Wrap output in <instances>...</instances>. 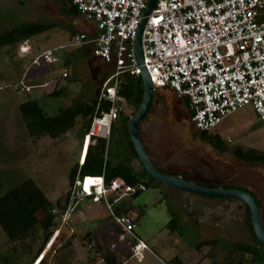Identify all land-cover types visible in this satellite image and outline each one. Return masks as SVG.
<instances>
[{"label":"rangeland","instance_id":"obj_1","mask_svg":"<svg viewBox=\"0 0 264 264\" xmlns=\"http://www.w3.org/2000/svg\"><path fill=\"white\" fill-rule=\"evenodd\" d=\"M3 16L12 26L32 22L30 9L25 2L24 6L16 1L11 8H1L0 20ZM61 31L60 25L50 30V41H57V37L62 35ZM57 62L55 64L58 65H54L53 69L56 74H61L60 65H63V61ZM24 64L26 60L15 53L14 46L0 49V196L31 179L55 205L58 199L66 200L70 190L68 174L74 165H78L83 118L79 117L78 125L61 139L44 137L35 142L31 141L18 110L19 103L32 99L33 96L32 93L21 92L16 82L17 74H21L25 69ZM80 67L81 64L78 68ZM79 74L82 78L85 77L84 80H62L61 85L52 86L49 90L60 91L58 88L66 84V87L69 86L78 96H41L39 102L47 114H55L59 108L69 106L70 101L87 102L90 97L96 95L101 82L96 83L91 76H86L85 69ZM163 88L167 90L158 85L156 91ZM81 92L87 95L83 97ZM162 97L161 100L155 99L147 120L143 122L148 126H142L141 136L148 155L163 170L187 171L191 179L206 184L235 185L253 193L260 203V220L264 229V164L242 162L234 156L238 149L253 148L264 151V123L258 120L251 108L245 107L235 111L216 129L210 131L219 132L223 140V149L216 148L209 142H200L190 127L182 126L184 120H187L186 113L175 98L167 92ZM162 132L167 135L166 138H163ZM123 138L122 123L117 120L112 143L107 144V153L111 147L110 153L118 155ZM162 145H165L164 148H159ZM121 162H125V159ZM173 189L175 188L165 184L153 183L135 197L112 193L109 199L113 203L114 211L119 207L126 215L134 216V232L157 247L159 254L163 256V262H167L166 249L169 248L183 258L185 264H264V250L261 259H254L252 255L236 246L238 243H254L249 223L243 214L244 210L242 211V206L237 207L241 202L233 199L231 201L237 203V206L230 207L216 203L202 204L197 212L188 215L187 209L192 208L194 211L193 203L183 195L173 197ZM77 202L79 207L81 206L78 207L79 211L75 206L76 211L68 212L69 216L66 217L69 218L65 219L67 226L63 228L57 240L62 226L59 227L61 215L56 214L60 217L56 226L58 229L52 231V235H55L54 241L38 259L36 257L43 239L40 231L35 237L15 244L4 240L0 233V264H92V261L101 263V258L91 250L94 247L91 243L93 240L89 242L87 238H82L89 232L92 233L91 236L106 233L115 226L111 223L107 210L101 209L100 204H92L81 198H78ZM57 210L63 211L64 208H56L55 211ZM173 217L177 219L181 229L179 232H171L167 226ZM71 239H74L73 242L66 246ZM212 240L218 241L212 248L202 246L196 251L193 249L200 242Z\"/></svg>","mask_w":264,"mask_h":264},{"label":"built area","instance_id":"obj_2","mask_svg":"<svg viewBox=\"0 0 264 264\" xmlns=\"http://www.w3.org/2000/svg\"><path fill=\"white\" fill-rule=\"evenodd\" d=\"M71 2L79 14L94 22L97 30L95 39L79 34L73 37L71 45L93 43L94 55L113 64L109 76L116 74L113 81L102 87L93 103L92 97L84 102L86 112L82 116L81 136L88 138V144L85 150L84 144H80L78 169L83 166L89 148L96 146L92 144L94 140L104 141L107 150L112 124L119 117L120 104L124 103L117 92L120 76L140 77L134 40L143 19L146 22L140 43L142 66L154 91L158 85H165L176 97L187 101L195 129L214 130L227 116L245 107L251 108L264 123V0H156L148 16H144L148 0ZM54 61L52 51H45L32 64L41 66ZM122 68L130 70L122 74L119 72ZM67 75L64 69L62 77ZM25 89L22 86L21 91ZM104 105L108 110H103ZM74 183L75 180L69 188ZM147 188L143 183L129 186L120 178L106 184L104 172L98 176H79L70 208L78 198L102 204L113 223L138 242L135 248L146 249L133 234L132 218L117 215L109 195L132 196ZM67 193L64 210H54L61 215L59 227L70 210L67 211L71 192Z\"/></svg>","mask_w":264,"mask_h":264},{"label":"crops","instance_id":"obj_3","mask_svg":"<svg viewBox=\"0 0 264 264\" xmlns=\"http://www.w3.org/2000/svg\"><path fill=\"white\" fill-rule=\"evenodd\" d=\"M16 1L21 6H24V2L27 3L28 8L30 9V17L32 19V22L30 23L54 24V27L50 30H54L58 28L59 25L62 27V31H61L62 35L60 36V38L57 37V41L55 42L50 41V38H52V35L48 34V32L50 31L48 30L42 34L31 37L30 39L22 42L18 46L16 45L14 46L15 53L18 54L20 57H22V59L26 60V64H24L25 69L22 70L21 74H17L16 76L17 77L16 82L19 85V89L21 90L22 86L26 88L25 90L21 92H24L26 94L32 93L33 95L32 100H38V101L41 100V96L54 97L52 93H54L55 91L49 92L52 86L53 87L58 86L62 80L66 81L70 79L71 81H75V82L76 81L78 82L81 79L84 80L85 77L82 78L79 74V72L84 69H85L86 76L88 75L91 76V78H93V81H95L96 83H100V82L102 83V81L104 80L103 77H105L109 72L112 71L113 64H110V63L107 64L103 62L100 58L94 55L93 43L80 44L78 46L71 45L72 39L75 35L85 34L87 35L88 39L90 40L95 39V37L97 36V30L95 28V24L93 21L88 20L85 16L79 14L78 11L72 10L71 9L72 2L69 3V2H64L62 0H0V9L1 8H11L12 4H14ZM14 27L16 26H12V24H10L8 19H5L4 16L0 20V33L8 29L14 28ZM70 48H73V49H70ZM45 51H52L55 57V61L52 63L43 64L41 66L33 65L32 64L33 59ZM56 60H58V62L63 61V65H60V67H62L61 74H56L55 73L56 70L53 69L54 65H58V64H55V62H57ZM79 64H81V67H80L81 70L80 68H78ZM64 69H66L68 73L67 77L65 78L62 77V72ZM129 70L130 69H122L119 72L123 74V73H127V71ZM127 75L129 74H123L124 77ZM115 77H116V74L114 73L104 80V83L101 85L96 95L93 97V101L95 100L97 94L101 91L102 87L108 84L110 81H113ZM162 86L167 88V90L163 88L160 91H156L155 89L154 92L156 93V95L154 93L153 102L155 101V99L161 100L165 92L170 94L173 97V99L175 98V100L178 101L177 103H179L180 108L183 107L182 109L186 113L187 120L186 121L184 120V123L182 124V126L190 127L191 131L193 130V132L197 134L196 137L198 138L200 142L207 143V141H204L201 139L200 134H199L200 131L193 127V124L190 120V113H189V110L186 104L187 101L185 102V100L176 97L174 92L168 86H165V85H162ZM66 88H68L69 90H66ZM58 89H61L60 90L62 92L61 95H64L66 97L68 96V94L71 96L73 95L78 96L75 93V91H71L69 86L66 87V84ZM85 94H82V96L84 97ZM81 103H84V102H81ZM71 104L72 103L70 101L69 106ZM124 104L123 103L120 104L122 109L117 119V120H120V122L122 123V130H123V135H124L123 144H122V147L120 148L121 151L118 155H116V153L111 154L110 153L111 147H110L108 149V159L112 165H118V164L124 163V164H127L129 167H131L136 173L142 174V170L144 168L142 167L137 155H134L133 152L131 151L132 143L128 136V127H127L129 118L135 114L138 107L135 108L134 104L133 105L126 104V106H124ZM146 118L147 116L144 118V120ZM144 120H142V122L139 125V131H140V137H141L143 146L147 152V148L141 136V131L143 129L142 126H148L147 124L145 125V123H143ZM115 121L113 122L112 128H111V134H110V139H109L110 143H112L111 138H112L113 129L115 126ZM147 128L148 127H146L145 129L147 130ZM83 136L84 135L81 136V139ZM162 136L163 138L167 137V135L164 134L163 132H162ZM81 144H84L83 148L85 150L87 147L86 145L88 144V138L86 136H84V140L81 142ZM92 144L96 145V141L92 142ZM164 146L165 145L159 146V148L163 149ZM149 158L151 162L153 163V165L156 167V169H158L162 174L180 177L181 179L183 180L186 179L185 181H188L194 184H196L195 182H197L199 183L197 185L208 187V188H224L225 187L224 185H217L213 183L206 184L199 180L191 179V176L187 175V171L186 172L185 171L172 172V171L163 170L162 168L158 166L157 163H155L152 160L151 156H149ZM124 159H125V162H121ZM230 186L237 187L235 185H230ZM173 188H175L173 189V197L174 195H180V196L183 195V196H186L187 199H189L193 203L194 211L192 208H189L192 210L191 215L197 212V209H200L199 207H201L202 204L209 205L211 203H216L217 205H220V206L223 204L228 205L229 207L237 206V203L231 201L233 199L206 198V197H202V196L187 192L185 190H182L176 187H173ZM225 189H229V188H225ZM180 192H183L184 194ZM249 193L252 194V196L256 198V196L253 193L251 192ZM256 200L259 202L257 198ZM194 201H198L199 203H194ZM238 201L241 202L240 200ZM75 206L77 207L76 210H78L81 207V206L79 207V204L77 201H76ZM99 206H101V209L102 208L105 209L102 204H100ZM241 206H242V211L244 210L243 214L244 216H246V221L248 223V220H247L248 207L243 202H241L240 205L237 207L241 208ZM243 206L245 209L243 208ZM69 211L71 212V208ZM259 211H260V206H259ZM115 213H116V210H115ZM122 215H126V214L124 213ZM67 216H69V213H67ZM129 217H131L133 220L134 216L132 215ZM66 218H69V217H66ZM111 223L115 226V228H113L112 230H107V232L103 234L97 233L93 235V237H95L96 239L95 240L93 239V242H91L92 245H94V247L91 250H94L95 255L99 256L102 261L101 263H98L97 261H94V262L92 261L91 262L92 264H112V263L114 264H185V261L183 260V258H180V256L177 253H175L172 249H169V248L166 249V254L168 256L167 262H163L162 261L163 256L159 254L157 247L153 246L152 243L148 239L141 238L133 230V234L137 237V239H139L141 242H143L147 246L146 249L135 248L138 242L134 240L133 238H131L129 235L125 234L112 221ZM133 223H134V220H133ZM250 234H251V239L254 243L248 242L249 243L248 245H252V246H255L256 248H259L255 239L253 238V235H252L253 233L251 232ZM102 236L105 238V240L107 239L108 241L107 247H106L107 249H105V245L103 244L97 246L96 240L98 239L100 241H103L104 238H102ZM239 245H245V244H241V243L236 244V246H239ZM44 248L45 246H43V249L39 253H41L44 250ZM100 249H101V252H100ZM193 249L196 251L197 246H194ZM105 250L110 253L109 258H107V261L105 260L106 258L101 254ZM239 250L241 249L239 248Z\"/></svg>","mask_w":264,"mask_h":264},{"label":"trees","instance_id":"obj_4","mask_svg":"<svg viewBox=\"0 0 264 264\" xmlns=\"http://www.w3.org/2000/svg\"><path fill=\"white\" fill-rule=\"evenodd\" d=\"M62 1L71 3V0ZM71 9L77 11L76 7H74L73 5H71ZM53 27L54 24L24 23L14 28L8 29L0 33V48L6 46H18L31 37L42 34L52 29ZM120 80L121 83L117 91L118 95L124 99V102L126 104H134L135 108H137L140 105L143 96V85L140 77H134L131 75H127L124 77L123 75H121ZM61 94V91L52 93L54 97H58ZM18 110L23 120L28 138L31 141L35 142L44 137H48L52 140H57L62 136L68 134L78 125V118H82V116L86 112V107L85 103L74 102L70 106L59 108L55 114L49 115L46 113L38 100L29 99L19 103ZM103 110H108V106L104 105ZM199 134L202 140L209 142L216 148L223 149V140L219 132L210 133L206 131H200ZM105 148V142L102 140H98L96 146L90 147L87 151L83 166L80 165L78 169V166L74 165L71 168L68 174L69 185H71L74 180L75 183L72 188L70 186L69 192H71V195L68 207L72 201L74 192H76L79 176H98L102 174V172H104V179L106 184H109L110 181L115 178L124 180L125 183L129 186L143 183L144 185H146V187H149L153 183H156L149 177L144 169L142 170V174H138L127 164L121 163L118 165H112L108 159V153ZM131 151L134 155H136L132 144ZM234 156L242 162L264 164V151L262 150H256L253 148L247 150L238 149L234 152ZM236 188L248 192L243 188L229 186V189ZM139 193L141 192H137L132 196L135 197ZM76 201L77 200L72 203L71 211H74L76 209ZM65 203L66 200L61 201L60 199H58L55 201V205L52 204L47 199L46 195L38 188L36 183L31 179H28L18 184L17 186L5 191L3 195L0 196V233L3 239H6L9 243L15 244L17 242H24L31 237H35L40 231L43 239L41 247H39V251H41L43 249V246L48 242L44 250L36 257L37 259L40 258L43 252H45L46 249L49 248L50 243L53 242L55 238V235H52V231L53 229L55 230L60 216L56 215V213H54V210L56 208L63 209ZM257 203L258 206H260L258 201ZM68 209L69 208H67V210ZM115 210L119 215L124 214V210H122V208L119 209L118 207ZM247 220L249 223V228L253 233L250 224V213L248 209ZM66 222L67 221H65L62 225L61 231L56 240L60 238L63 228H66ZM167 226L171 232L181 231L177 219H175L174 217L168 222ZM91 234L92 233L90 232L87 233L82 239L84 240L87 238L89 242L93 239L95 240L96 238L91 236ZM252 235L259 248H256L252 245H239V248L243 252L252 255L254 259H261L263 254L262 250H264V248L258 243L254 234ZM73 240L71 239L68 243H66V246L70 245ZM96 242L97 246L103 244L105 245V249H107V239H104L103 241L97 239ZM217 243V240L203 241L202 243L198 244L197 248H201L202 246L212 248V246L216 245ZM53 245L50 250L53 248ZM259 249L261 252L259 251ZM50 250L48 251V253L50 252ZM101 254L106 258L105 260L107 261L110 253L105 250Z\"/></svg>","mask_w":264,"mask_h":264},{"label":"water","instance_id":"obj_5","mask_svg":"<svg viewBox=\"0 0 264 264\" xmlns=\"http://www.w3.org/2000/svg\"><path fill=\"white\" fill-rule=\"evenodd\" d=\"M156 0H148L144 16H148L154 6ZM146 19H143L138 27L137 34L134 40V56L140 68V79L143 85V96L140 105L135 114L129 118L128 121V136L133 145L134 151L149 177L156 183H161L176 187L187 192L206 197L219 199H236L243 202L250 213V224L253 234L258 243L264 248V229L260 220V211L257 200L252 194L239 189H225V188H208L200 186L181 179L180 177L162 174L151 162L140 137L139 125L147 116L153 102L154 89L150 77L142 66L143 58L141 52V34L145 25ZM192 210L187 209L186 214L191 215Z\"/></svg>","mask_w":264,"mask_h":264},{"label":"bare ground","instance_id":"obj_6","mask_svg":"<svg viewBox=\"0 0 264 264\" xmlns=\"http://www.w3.org/2000/svg\"><path fill=\"white\" fill-rule=\"evenodd\" d=\"M122 69H124V68H122ZM122 69H120V70H122ZM119 71V70H118ZM96 140H94L93 142H95ZM74 195H75V192H74ZM74 197V196H73ZM73 199V198H72Z\"/></svg>","mask_w":264,"mask_h":264},{"label":"flooded vegetation","instance_id":"obj_7","mask_svg":"<svg viewBox=\"0 0 264 264\" xmlns=\"http://www.w3.org/2000/svg\"><path fill=\"white\" fill-rule=\"evenodd\" d=\"M224 188H229V186H225ZM239 188V187H238ZM237 189V188H236ZM244 189V188H243Z\"/></svg>","mask_w":264,"mask_h":264}]
</instances>
